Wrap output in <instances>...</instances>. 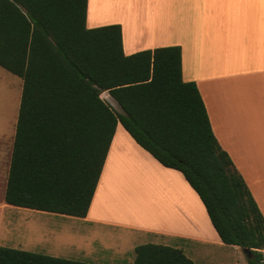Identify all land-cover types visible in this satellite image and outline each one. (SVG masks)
Segmentation results:
<instances>
[{"label": "trees", "instance_id": "1", "mask_svg": "<svg viewBox=\"0 0 264 264\" xmlns=\"http://www.w3.org/2000/svg\"><path fill=\"white\" fill-rule=\"evenodd\" d=\"M87 9L88 0H0V67L23 81L5 202L86 218L121 124L183 174L226 246L264 264V216L218 142L196 83L183 79L181 48L127 56L122 27L88 29ZM135 254L133 264H195L166 245ZM0 264L89 263L0 247Z\"/></svg>", "mask_w": 264, "mask_h": 264}, {"label": "crops", "instance_id": "2", "mask_svg": "<svg viewBox=\"0 0 264 264\" xmlns=\"http://www.w3.org/2000/svg\"><path fill=\"white\" fill-rule=\"evenodd\" d=\"M109 25L122 27L127 56L181 48L183 79L196 83L218 142L264 216V0H88L87 28ZM101 97L123 113L110 93ZM15 134L16 128L14 140ZM12 152L13 147L7 155L0 150V247L38 253L31 248H44L59 235L96 232L93 229L101 227L115 228H104L107 234L152 236L156 242L145 244L178 248L188 257L192 251L188 244L226 246L183 174L161 165L121 124L86 218L7 204ZM112 194L146 196L155 216L146 224L124 223L121 215L107 213L105 199Z\"/></svg>", "mask_w": 264, "mask_h": 264}, {"label": "rangeland", "instance_id": "3", "mask_svg": "<svg viewBox=\"0 0 264 264\" xmlns=\"http://www.w3.org/2000/svg\"><path fill=\"white\" fill-rule=\"evenodd\" d=\"M23 81L17 76L0 67V150L4 155L10 154L14 143V129L17 126L19 107L22 95ZM13 130V132H12ZM8 162L4 160L3 167ZM0 188V199L3 197ZM104 196V195H103ZM121 197V195L109 198L106 196L107 213L121 215L124 223L146 224L155 216L152 205L146 196ZM154 214V215H153ZM115 228H95L96 232H68L59 235L53 242L44 248H34L40 254L50 255L63 259H69L89 264H131L135 260L133 245L141 246L145 243L156 242L154 237L139 236L128 237ZM161 244L165 242H160ZM164 245V244H163ZM191 259L196 264H250L248 256L243 249L237 247H219L215 245L188 244ZM122 256L117 260L111 256ZM253 258V257H252Z\"/></svg>", "mask_w": 264, "mask_h": 264}, {"label": "water", "instance_id": "4", "mask_svg": "<svg viewBox=\"0 0 264 264\" xmlns=\"http://www.w3.org/2000/svg\"><path fill=\"white\" fill-rule=\"evenodd\" d=\"M244 253L248 256L249 259L252 258V253L250 252L249 249H243Z\"/></svg>", "mask_w": 264, "mask_h": 264}]
</instances>
